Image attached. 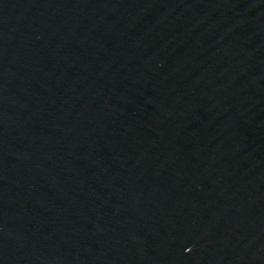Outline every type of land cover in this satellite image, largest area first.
<instances>
[{
	"label": "water",
	"instance_id": "obj_1",
	"mask_svg": "<svg viewBox=\"0 0 264 264\" xmlns=\"http://www.w3.org/2000/svg\"><path fill=\"white\" fill-rule=\"evenodd\" d=\"M0 264H264V0H0Z\"/></svg>",
	"mask_w": 264,
	"mask_h": 264
}]
</instances>
